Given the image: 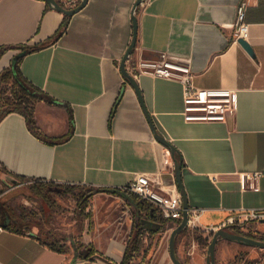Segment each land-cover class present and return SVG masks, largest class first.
<instances>
[{
  "label": "crops",
  "instance_id": "obj_1",
  "mask_svg": "<svg viewBox=\"0 0 264 264\" xmlns=\"http://www.w3.org/2000/svg\"><path fill=\"white\" fill-rule=\"evenodd\" d=\"M136 1L88 0L68 17L45 0H0V49L11 47L0 54V76L21 53L15 47L35 48L22 56L20 71L44 95L31 123L19 113L0 121V181L124 192L136 174H149L179 190L171 151L156 139L120 69L135 15L130 74L138 59L174 60L191 69L195 87L237 92L236 110L226 123H189L181 83L135 79L156 131L182 161L189 207L202 211L199 229L209 235L212 228L246 220L251 231L248 223L230 231L264 238V223L248 220L250 211L264 213V0H143L134 12ZM241 1L247 3L246 41L254 58L235 37ZM113 204L102 208L117 216L88 221L87 240L76 250L53 249L0 226V264H121L135 229L144 231L139 263L173 264L169 241L177 223L147 219L154 209L137 210L130 197L117 195ZM187 230L176 238L179 257V238Z\"/></svg>",
  "mask_w": 264,
  "mask_h": 264
},
{
  "label": "rangeland",
  "instance_id": "obj_2",
  "mask_svg": "<svg viewBox=\"0 0 264 264\" xmlns=\"http://www.w3.org/2000/svg\"><path fill=\"white\" fill-rule=\"evenodd\" d=\"M10 87L9 85H5L2 88L1 93L3 95V102L11 95ZM1 177L0 175V180ZM35 185H44L52 190L61 189L68 192L63 195L56 193L49 194L50 200L47 205L44 204L43 210V205L28 195L30 188H33ZM89 189L90 188L84 186L59 185L46 182L22 181L18 184L9 181L2 183L0 181V190L2 191L0 192V197H3V199L13 198L10 202L12 205H23L29 210L38 213L44 224L41 236L42 239L56 240L60 242L64 248L69 250H76L79 246H83L85 239L87 240V230L91 226H89L90 224H88V221L79 220L77 207L79 197L87 193ZM101 193H94L90 200V208L93 214L91 223H93V219L94 221H99L102 217L108 218L117 216V214L113 212V209L107 210L115 205L113 203L116 201L117 195L111 193H104V195ZM103 205H106L107 209H103ZM240 221L237 223H241V225L248 223L247 225L249 226L246 228H248V231H251L252 226L250 225L251 223H249L250 221ZM248 231L246 233H248ZM235 232L241 235L246 234L240 230ZM213 234L214 232H212L210 236V234L208 235V233L200 229H188L186 233L179 238V242L183 240L182 246L184 247V252L181 254V257L178 255V258H181L180 260L184 264H207L208 247L212 241ZM254 235L257 240H260L261 237H258L257 234ZM195 247L196 254H192L191 249ZM248 261H255L256 264H264V250L244 245L239 246L238 244L232 243L227 244L224 240L219 242L216 247L217 264H244ZM134 264L141 263L137 260L134 261Z\"/></svg>",
  "mask_w": 264,
  "mask_h": 264
},
{
  "label": "built area",
  "instance_id": "obj_3",
  "mask_svg": "<svg viewBox=\"0 0 264 264\" xmlns=\"http://www.w3.org/2000/svg\"><path fill=\"white\" fill-rule=\"evenodd\" d=\"M64 7L72 9L77 7L82 0H60ZM247 3L241 1L237 7V22L235 25L236 40H246L248 25L245 23ZM135 14V13H134ZM131 60V56L128 59ZM134 79L147 75L153 78H162L178 81L183 87V116L186 122H217L226 123L229 114L236 110L237 92L225 88L200 89L193 84V73L186 65L174 60L151 61L138 59L131 70ZM258 175L251 177L257 178ZM250 179V177H247ZM244 189L247 188L245 183ZM125 192L138 196L142 201L152 205L154 210L161 213L162 218L180 224L183 218V198L179 190H171L165 185L160 175L136 174L133 181L124 189ZM201 210L189 209L187 229H199ZM264 213L250 211L248 220L261 221ZM235 221H230L220 228L209 231L216 232L226 226H235ZM237 226V225H236ZM242 226V225H241ZM101 264H110L103 262Z\"/></svg>",
  "mask_w": 264,
  "mask_h": 264
},
{
  "label": "trees",
  "instance_id": "obj_4",
  "mask_svg": "<svg viewBox=\"0 0 264 264\" xmlns=\"http://www.w3.org/2000/svg\"><path fill=\"white\" fill-rule=\"evenodd\" d=\"M57 1L62 6H64L63 2H61L60 0ZM47 6L50 7L48 4ZM10 48L11 47L1 48L0 54L9 50ZM15 49L20 50L21 53L25 52L26 54L35 50V48H28L22 46L15 47ZM21 60L22 57L17 56L11 67L9 69L4 70L0 76V121H2L3 118H5V116H7L8 114L19 113L24 115L28 119L29 123H31L34 105L36 102L42 100L44 97V95L41 91H39V89H37L27 79L23 77L20 71ZM5 85L11 86V95L7 97L3 102V95L1 91L3 86ZM0 192L2 191L0 190ZM67 192L68 191H64L61 189L52 190L48 186L44 185H35L33 188H30V190L28 191V195L36 201H39L43 205L44 210V206L47 205L48 201L50 200L49 194L56 193L63 195ZM101 192H108L114 195H119L123 198L130 197L136 204L137 210H146L147 212H149V210L153 208L152 205L148 204L145 201H142L138 196L125 191H100L90 188L87 193H84L78 199L77 210L80 221H91V219L93 218V214L90 208V200L93 197L94 193ZM12 199L13 198L3 199V197H0V226L2 228L21 235H33L53 249H64L61 243L56 240L42 239L41 236L44 224L39 214L33 210H29L26 206L12 205L10 203ZM147 219L159 222L160 224H165L167 222V220L163 219L161 213L157 210H153L150 215H147ZM211 235L212 234H210V236ZM246 236L253 238L250 235ZM143 239L144 231H142L141 229L133 230L127 245L124 260L121 264H134V261H137V259L141 255ZM260 240L264 241V238H260ZM88 252L89 255L93 253L91 249L88 250ZM244 264H256V262L248 261Z\"/></svg>",
  "mask_w": 264,
  "mask_h": 264
},
{
  "label": "water",
  "instance_id": "obj_5",
  "mask_svg": "<svg viewBox=\"0 0 264 264\" xmlns=\"http://www.w3.org/2000/svg\"><path fill=\"white\" fill-rule=\"evenodd\" d=\"M45 1L51 8H53L54 10L58 11L59 13L64 14L65 16H68V17H72L75 14L79 13L86 6V4L88 2V0H82L81 3L77 7L72 8V9H68V8L62 6L57 0H45ZM142 2H143V0H137L136 1L135 6H134V12ZM132 20H133V29H134L133 39H132V42H131L129 48L127 49V51L124 55V58H123L121 65H120V69H121L123 76L135 88L137 95L139 97V100L141 102V105H142V107H143V109H144V111L148 117V120L151 124V127L154 131L156 139L170 149L172 158L175 161L176 183H177V186H178L180 193L182 195V198H183V218H182L180 224L173 230V232L171 234L170 241H169V254H170V259H171L173 264H184L178 258L177 251H176V238L180 233H182L183 231H185L187 229L188 210L190 209L189 202L187 199V195L185 192V188H184L183 182H182V176H181L182 161L177 160L175 158L176 157L175 147L171 143H169L163 136L159 135L158 132L156 131L154 123H153L152 119L150 118V116H149V114L145 108V105L143 103V99H142L141 93L138 89L137 83H136L135 79L133 78V76L127 70L126 62L128 61L129 57L131 56L132 52L134 51V49L136 48V45H137L138 22H137V18L135 15H133ZM238 42L251 57H253V58L255 57V53H254L252 47L248 44V42L246 40L240 39V40H238ZM25 55H26V53L22 52L19 54V57H22ZM260 222L264 223V219L261 220ZM230 227L231 226H226V227L221 228V229L217 230L216 232H214L212 241L208 247L207 259H206L207 264H217L216 263V245H217V242L219 240H227L230 242H237V243L243 244V245L248 246V247H256V248L264 250V241L257 240L255 238H251V237H248L245 235L233 233L230 231Z\"/></svg>",
  "mask_w": 264,
  "mask_h": 264
}]
</instances>
